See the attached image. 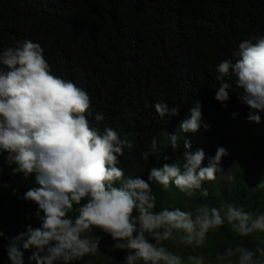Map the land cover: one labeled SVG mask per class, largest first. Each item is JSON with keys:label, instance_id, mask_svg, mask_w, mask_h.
Wrapping results in <instances>:
<instances>
[{"label": "trees", "instance_id": "1", "mask_svg": "<svg viewBox=\"0 0 264 264\" xmlns=\"http://www.w3.org/2000/svg\"><path fill=\"white\" fill-rule=\"evenodd\" d=\"M259 35H264V0H0V48L23 39L39 43L52 73L89 94L92 111L105 116L97 127H113L133 143L130 156L121 157L125 177L147 181L149 169L182 157L184 139L190 141V151L203 150L216 127L228 131L224 144L231 151L227 170L233 179L205 182L208 196L197 192L191 198L171 184L166 190L152 184L156 210L219 207L224 201L249 212L264 209V190H256L264 180V119L259 124L248 121V109L235 92L229 93L226 107L214 99L219 87L216 64L232 59L243 39ZM197 99L210 127L179 133L180 122ZM161 101L179 107L178 113L160 118L153 104ZM164 132L181 135L176 150L167 146ZM154 137L163 152L145 163L141 153ZM6 156L0 152V264H10L5 249L11 237L28 225L40 227L34 215L37 205L23 199L26 191L39 186L35 174H13L16 165L6 163ZM91 234L100 237L98 253L72 264H122L124 250L114 248L115 242L99 229ZM237 244L253 251L264 247V232L241 237L225 222L210 230L199 247L177 239L163 242L185 261L188 255L203 256L204 264H223L217 253ZM21 251L23 264H36L29 259L34 249Z\"/></svg>", "mask_w": 264, "mask_h": 264}, {"label": "clouds", "instance_id": "2", "mask_svg": "<svg viewBox=\"0 0 264 264\" xmlns=\"http://www.w3.org/2000/svg\"><path fill=\"white\" fill-rule=\"evenodd\" d=\"M231 55L232 59L215 66L219 87L214 99L226 107L229 93L235 92L248 109L247 120L259 124L264 114V35L243 39ZM91 103L84 89L52 73L39 43L23 39L0 48V152L7 153L6 163L16 165L13 174H35L39 185L26 191L23 199L37 205L34 215L40 227L28 225L9 239L5 251L10 264H23L21 249L30 248L34 251L29 259L36 264H72L95 256L100 237L91 234L93 229L107 234L114 248L126 252L122 264H204L203 256L188 255L185 261L163 242L177 239L180 244L199 247L210 230L225 222L241 237L264 232V209L249 212L234 202L224 201L219 207L201 204L192 210H156L152 184L165 190L171 184L187 198L197 192L207 197L202 185L223 172L219 165L227 150L217 146L202 166L204 151H190V141L184 139L182 157L149 169L147 181L125 177L121 157L130 156L133 143L113 127L104 126L101 131L97 125L105 116L94 113ZM153 108L160 118L179 111L163 101ZM236 115L231 114L232 118ZM209 127L202 119L200 100H193L179 133ZM179 133L164 132L173 150L181 140ZM162 152L154 137L140 159L147 163L150 156ZM256 190H264V180ZM233 258L235 264H264V247L253 251L237 244L216 256L223 264H233Z\"/></svg>", "mask_w": 264, "mask_h": 264}, {"label": "rangeland", "instance_id": "3", "mask_svg": "<svg viewBox=\"0 0 264 264\" xmlns=\"http://www.w3.org/2000/svg\"><path fill=\"white\" fill-rule=\"evenodd\" d=\"M202 119L204 120L203 116H202ZM263 119H264V114L261 115V121ZM223 129L224 128H222V127H216V131L213 133L214 136H212V140H211V138H208L206 141L203 142V147H204L203 151L205 153V157H206L205 160L206 161H207V158L212 157L215 154V150H216L217 146L224 147L227 150V152H228V155L222 157V159L220 161V165L219 166H220V168L222 169L223 172L217 174L216 181H218V182H227L228 180H232L233 179V176L227 170L228 164H229L230 159H231L230 158L231 157V155H230L231 151L224 144L225 140H226V136L228 135V131L227 130H223ZM233 264H235V260L234 259H233Z\"/></svg>", "mask_w": 264, "mask_h": 264}]
</instances>
